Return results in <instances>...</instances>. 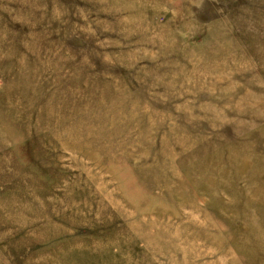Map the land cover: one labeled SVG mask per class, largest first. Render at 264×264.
Returning a JSON list of instances; mask_svg holds the SVG:
<instances>
[{"label": "rangeland", "instance_id": "rangeland-1", "mask_svg": "<svg viewBox=\"0 0 264 264\" xmlns=\"http://www.w3.org/2000/svg\"><path fill=\"white\" fill-rule=\"evenodd\" d=\"M0 264H264V0H0Z\"/></svg>", "mask_w": 264, "mask_h": 264}]
</instances>
